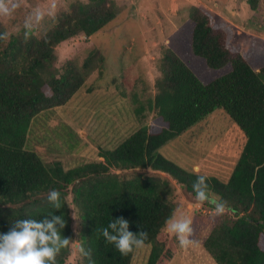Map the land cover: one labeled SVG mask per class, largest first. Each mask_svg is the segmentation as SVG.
<instances>
[{
  "label": "trees",
  "instance_id": "trees-1",
  "mask_svg": "<svg viewBox=\"0 0 264 264\" xmlns=\"http://www.w3.org/2000/svg\"><path fill=\"white\" fill-rule=\"evenodd\" d=\"M120 12L114 0H76L39 34L0 22V264H66L74 237L69 197L80 219L81 264H131L139 243L151 245L146 264H170L179 249L166 231L177 207L172 180L218 210L193 219L189 243L199 242L217 264H264V52L232 45L206 9L190 8L193 53L213 69L231 64L228 74L203 83L164 49L152 98L141 100L135 82L124 80L121 94L125 84L133 90L141 126L115 149L101 148V160L66 168L26 147L40 113L64 106L94 72L102 76L98 47L81 64L59 67L58 45L90 37ZM219 109L245 138L227 181L188 172L159 153Z\"/></svg>",
  "mask_w": 264,
  "mask_h": 264
},
{
  "label": "rangeland",
  "instance_id": "rangeland-1",
  "mask_svg": "<svg viewBox=\"0 0 264 264\" xmlns=\"http://www.w3.org/2000/svg\"><path fill=\"white\" fill-rule=\"evenodd\" d=\"M76 0H0V22L16 30L26 25L39 34L53 24L58 13ZM86 1V0H82ZM121 12L90 37L79 35L57 47V66L73 60L81 64L93 47L105 55L102 76L94 72L64 105L40 113L33 121L26 147L44 161L60 160L66 168L99 161L100 149L113 150L141 126L131 101L133 90L124 80L136 84L141 100L152 98L160 76L159 61L164 49H172L199 77L209 83L228 74L231 64L208 67L192 50L194 23L191 6L211 12L214 21L232 36L231 44L245 52L253 47L264 52V0H114ZM129 87V88H128ZM222 109L193 125L159 149V153L188 172L227 181L243 150L242 130ZM147 125L154 121L149 116ZM152 175L151 169H138ZM128 175L134 171H128ZM156 174V173H155ZM164 178L168 175L162 174ZM176 210L166 231L179 240V249L170 264H217L199 242L189 243L188 234L197 215L217 213L204 198L172 180ZM74 237L72 254L66 264H81L78 240L80 219L69 197ZM151 245L139 243L131 264H146Z\"/></svg>",
  "mask_w": 264,
  "mask_h": 264
}]
</instances>
